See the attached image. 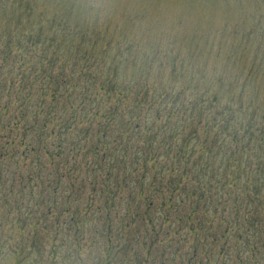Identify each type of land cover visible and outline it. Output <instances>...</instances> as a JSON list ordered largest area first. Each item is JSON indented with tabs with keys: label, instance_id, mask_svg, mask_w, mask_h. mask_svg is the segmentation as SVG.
Returning <instances> with one entry per match:
<instances>
[{
	"label": "trees",
	"instance_id": "1",
	"mask_svg": "<svg viewBox=\"0 0 264 264\" xmlns=\"http://www.w3.org/2000/svg\"><path fill=\"white\" fill-rule=\"evenodd\" d=\"M20 37L0 43V206L56 226L116 221L144 234L127 249L145 259L167 243L186 264H264V107L244 99L249 76L238 94L174 91L126 80L111 50Z\"/></svg>",
	"mask_w": 264,
	"mask_h": 264
},
{
	"label": "rangeland",
	"instance_id": "2",
	"mask_svg": "<svg viewBox=\"0 0 264 264\" xmlns=\"http://www.w3.org/2000/svg\"><path fill=\"white\" fill-rule=\"evenodd\" d=\"M32 33L111 50L105 61L123 63L126 80L137 76L158 88L198 82L238 94L249 76L244 99L264 107V0H0V43L12 35L27 45ZM27 211L0 206V264H186L175 244L163 243L147 259L129 252L144 234L121 233L116 221L109 228L106 220L65 217L56 226L57 218ZM109 239L116 245L110 252Z\"/></svg>",
	"mask_w": 264,
	"mask_h": 264
}]
</instances>
